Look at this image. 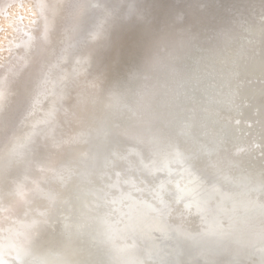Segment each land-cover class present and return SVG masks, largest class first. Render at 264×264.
Returning <instances> with one entry per match:
<instances>
[{
  "label": "water",
  "instance_id": "95a60500",
  "mask_svg": "<svg viewBox=\"0 0 264 264\" xmlns=\"http://www.w3.org/2000/svg\"><path fill=\"white\" fill-rule=\"evenodd\" d=\"M121 2H127V9L121 8L124 4L117 9L104 0L105 8L102 13L96 12L95 21L93 18L83 21L84 37L95 34L96 40L85 43L76 55L73 53L66 59L64 77L47 107L41 129L29 141L17 144L20 158L17 157L16 163L22 168L19 174L17 168L11 173L15 176L13 187L21 190L22 195L17 194L19 201L15 200L9 209L18 205L22 208L23 219L18 225L27 224V230L22 251L14 254L8 250L10 243L15 244L12 235L0 253V264H86L88 255L100 258V262L102 256L110 255L109 259L116 264H264L263 23H255L259 25L255 33H241L235 28L225 37L214 33V37L203 38L210 34L203 32L182 41L185 39L178 37L183 33H175L172 40L168 34H156L157 47L145 61L132 55L127 70L130 67L136 70L133 81L152 86L148 93L159 103L148 110L145 127H175L174 140L169 147L167 143L164 145L167 171L173 168L174 173L168 175L167 183L162 185L161 180L157 183L160 188L158 199L152 202L154 214L142 210L138 193L126 184L128 176L123 169L126 165L116 158L104 164L101 157L109 154L110 147L107 150L106 146H98L97 141L102 140L99 134L83 137L74 149L72 143L64 142L50 149L49 154L39 152L58 127H65L71 106L80 96L89 89L95 90L97 81L106 76L113 79L125 75V71L118 69L107 71L118 52L106 51L100 60L96 59L102 44L99 39L115 24L107 16L114 13L117 19L123 11H129V6L134 11L142 8V0ZM182 3L185 8L189 3H199L197 8L203 16L217 12V18L211 16L212 21L205 28L213 26L218 30L223 27L230 30L232 16L238 10L242 14L245 5L247 8L252 3L258 14L264 10V0H223L222 4L220 0H182ZM223 6L224 14L219 15ZM146 11L148 15V6ZM172 19L177 21V17ZM218 19L224 21L218 24ZM41 38L42 50L45 38ZM180 58L188 64L182 65ZM164 63L171 64L162 68ZM139 65L144 70L137 73ZM27 86L22 84L20 88L19 102L13 108L16 116L23 115L29 104ZM207 129L205 136L202 131ZM111 131L104 135L103 141L117 148L116 143L111 144ZM20 137L17 135V140ZM151 147L146 143L141 156L148 157ZM117 149L125 152L121 147ZM235 168L243 170L233 178L231 171ZM191 187L197 189L194 199L192 196L188 200L183 196L178 199V194L185 197L191 194L185 191ZM176 207L184 210L182 220L170 216ZM3 220L0 218V225ZM196 221L198 227L194 230L183 229ZM18 225L13 226L16 234L21 233ZM53 237L58 238L53 248L49 244L43 247L36 244L42 240L50 242ZM109 262L107 259L106 263Z\"/></svg>",
  "mask_w": 264,
  "mask_h": 264
},
{
  "label": "rangeland",
  "instance_id": "374dc122",
  "mask_svg": "<svg viewBox=\"0 0 264 264\" xmlns=\"http://www.w3.org/2000/svg\"><path fill=\"white\" fill-rule=\"evenodd\" d=\"M109 1L110 0H108V2ZM114 1L115 0L111 1L113 7H119L124 3L127 5V2L123 3L121 2L122 0H117L115 3ZM143 1L144 0H142V8H136L134 11L129 6V11L122 10L123 13L121 16L128 14V18L130 17L132 19L135 18L133 16L142 17L143 13L145 14V12H147L146 7L148 6L150 9V6L155 4L145 1L143 3ZM153 1L156 2V0ZM178 2L180 3L179 0L164 1V9L160 11L156 18L157 24H155V29L159 32L157 35L163 36V34H168V39L172 40L175 33H183V35H179L178 37L181 40L185 39L182 41L188 40L190 35H198L199 33L202 35L203 32L210 33L203 38L214 37V33H218V37H225V35L235 28L236 31L238 30L241 33L247 31H250V33H255V28L259 26L257 24H264V10L261 11V14H258L257 9L255 10L252 8V3H250L247 8L246 5L244 8H242V14L241 11L238 10L232 16L234 17V21L231 20L229 22L230 30H227L224 27L222 30L213 29V26L205 28L208 24H210V21H212L211 16L216 15L217 18V12H214L211 15L203 16V14H199L197 8L199 3L190 4V2L187 8H185L182 0L181 4ZM220 2L222 4L223 0H220ZM125 4L123 7H120L125 9V7H127ZM103 5L104 0H96V2L94 0H0V187L2 186L0 188V205L2 202L6 203L7 199H12L10 203L14 200H17V196L14 195L16 194V191L10 179V177H12L13 180L15 177L11 173L14 168H17L16 172L18 173L22 168L20 164L17 165L16 163L17 157L20 158V156H17L20 154L17 144H20L23 140H25V142L29 141L33 135L41 129L40 126L43 124L47 116V107H49L52 96L59 88V84L64 77L63 74L66 70L64 64L68 62V58L71 57L73 53L75 55L77 54V51H79L78 48L83 49L85 45L84 43H87L86 39H89L88 44H92L95 41V34H87V38L84 37L85 28H83L84 25L82 23L87 19L88 16L89 18H93V16L96 15V12L101 11L102 13L105 8ZM155 8L158 9V6ZM224 8L225 7L223 6L221 11H219L220 8L217 10L219 11V15L224 14ZM262 8H264V6ZM157 9L155 10L157 11ZM239 9H241V7ZM97 17L98 19L100 18L99 16ZM174 17H177V21L172 19ZM216 18L213 17L214 20ZM219 19L217 20L219 21L218 24L224 21ZM23 24H30L31 29L27 34L24 35L23 39L20 40L19 44L15 48H10V52L7 53L6 45L8 44V40L11 38V35L14 32V26L18 25V28H20L23 26ZM215 25H217V23ZM41 37L45 38L42 50ZM194 37L195 36L192 38ZM156 42L158 44L159 41L155 40V43L149 47V52H147L148 56L150 52L154 50L153 48L157 47L155 45ZM40 50L41 55H38V51L40 52ZM35 55H38V57L35 58ZM143 60L145 61V58ZM179 60L182 65L188 64L187 61L183 62L182 58ZM170 64L171 63H164L161 64V67L163 68L165 65ZM140 66L141 65L138 66L137 73L143 72L144 70ZM128 67L129 65H120V69H117L120 70V72L125 71V75L116 78L113 77V79H107L108 85L106 86V92H109L108 97L111 100H108L106 103L101 101L100 103L94 102L90 104L86 102L88 99V93L82 97L80 96L81 98H79L78 102L75 103L76 105L74 104L71 106L70 110L72 113L69 115L68 119L65 120V127H60L61 129L57 128L55 133L57 136L61 130L63 135L61 134L60 137L65 139L67 134H78L82 133L83 131L86 133L90 127H95L97 124H99L102 118H107V120H109L133 114V116L138 119V122L144 126L141 128L145 129V132L141 134L142 137L133 135L135 140L137 138L138 141L141 142L140 146L138 147L137 145L131 146V150L133 149V151L137 154L136 163H139L140 165L137 170H133L135 171L134 177H137V175H142V178H146L148 182L151 183V185L159 183L160 180V184H162V181H164V184L165 182L167 183L166 180L168 179L166 178H168V175L172 172L174 173L173 168H171L170 172H168L169 170L165 162L167 148L165 149L164 145L167 143V146L169 147L170 142L174 140L172 135L174 134L175 127H145L148 124V120L146 118L148 110L158 106L159 103L155 97H151L150 90H152V86L148 88V84L144 81H133L132 78L135 77L136 70L133 71V68L130 67V69L133 71L130 72V69L127 70ZM109 72L113 71L110 70ZM129 73L134 74L132 76V74ZM3 81H5L4 84H2ZM22 84H25L26 86L28 85L26 87L25 94H27L26 97L27 100H29V104H27V109L23 115L16 116V114L13 113V108L17 103L18 98L21 96L19 93H21L20 88L22 87ZM93 98L96 101L104 100L103 98L98 99V97L95 96H93ZM82 111L85 113L82 114ZM249 115L254 117L252 113H249ZM176 128L178 129V127ZM207 132L208 129L202 131L203 135L205 136ZM12 133L14 134L12 135ZM17 135H19V137L21 135L20 140H17ZM2 136L3 138H1ZM53 137L54 135L49 136V140L51 141L47 144L48 146L54 140ZM47 140L48 138L46 141ZM146 143L151 144L152 147L149 149V156L145 157L144 154L142 157L141 154L145 152L144 145ZM200 146L201 144H199V148H201ZM11 149H13V151L10 154ZM7 156L9 157L6 160ZM167 161L171 162V159L167 158ZM81 168L84 169V165L81 166ZM242 170L239 168L233 169L231 171L232 177L234 178L236 174L242 172ZM157 186L159 185L157 184ZM196 190L197 189L191 187V189L185 190L188 193H191L186 196L187 198L184 195L178 194V199H182L184 197L183 199L188 200L191 199V196L194 199V193ZM144 196H146V198L152 202L158 199L157 195L152 192V188H147ZM1 209L2 206L0 208V212ZM21 211H19L20 214L23 213ZM182 211L184 210H182L181 207H176L173 209L170 216L178 220L180 218L183 219L182 217L184 216V212ZM147 212L149 211L147 210ZM175 216H180V218ZM22 219L23 218H21V220ZM24 221H26V219ZM197 222L198 221H196V223H191L190 226H193L194 223L198 226ZM18 223L19 221L15 224L18 225ZM190 226L188 224L184 226L183 229H191L192 227ZM17 229L19 231H23L24 233L27 230V224H22L21 226L18 225ZM15 236L16 235L13 237L14 241L16 240ZM2 242L4 241L2 240ZM10 245L12 246V250H10V252L17 253L14 251V247H16L17 244L15 243L12 245L10 243ZM0 247H3L2 243L0 244ZM16 249L19 248L16 247L15 250ZM1 251L2 249L0 248V252Z\"/></svg>",
  "mask_w": 264,
  "mask_h": 264
},
{
  "label": "bare ground",
  "instance_id": "6f19581e",
  "mask_svg": "<svg viewBox=\"0 0 264 264\" xmlns=\"http://www.w3.org/2000/svg\"><path fill=\"white\" fill-rule=\"evenodd\" d=\"M94 1L96 2V0H94ZM111 1L112 0H110V2ZM115 1H117V0H115ZM115 1H114V3H115ZM164 1H166V0H158V2L156 0V2H154L155 4L150 6L151 8L149 9L150 11H149L148 15H147V12H145V14L143 13L142 17L141 16H133V17H135L134 19L128 18V17H127L128 19H125L124 16L122 17L121 15L118 16L117 19H115L116 17L114 16V14L112 13L113 15H111V13H109L111 15V17L107 16V18H110V20H114L115 24H113V27H110L107 29L111 33L107 32V30H106L105 34L103 35V39L102 38L99 39L100 43H102V44L99 46L98 51L96 52V59L98 58L99 60H100V57H102V53H105L106 51H108V52L112 51L114 53L118 52L117 59L116 60L113 59L111 62L112 64H114V66L112 67V64H111L110 65L111 68L107 69L108 71H110V70L114 71V69L117 70V68L120 69L119 68L120 65H122V66L130 65L131 59L133 58L132 57L133 54L138 55L137 58H140V60H143L145 57H148L147 52H149V47L153 43H155L156 34L159 33L155 29L156 28L155 24H157L156 18L159 15L160 11L162 9H164V7H163ZM157 4L161 5L160 8L158 7V9L155 8L156 6H158ZM119 7L117 6L118 9H119ZM155 9H157V11ZM88 14H91V13H88ZM106 14L108 15L107 12H106ZM104 17H105V14H104ZM87 18H89V16ZM119 18L122 20H120ZM83 19H85V18H83ZM143 19H144V22H143ZM12 20H14V19H12ZM94 21H95V19H94ZM30 24H32V23H30ZM30 24H26V25L23 24V26L20 28H18V25H16L17 27L14 26L15 27V29L13 28L14 32L11 35V38L8 40V44L6 45L7 53L10 52L9 50H11L12 48H15L19 44L20 40L23 39L24 35L29 32V30L31 29ZM80 35H82V34H80ZM96 38H97V36H95V40H96ZM86 44H88V43H86ZM116 66H118V67H116ZM106 77L99 80L100 82L97 81V85H96L95 90L89 89L90 92H87L88 93V95H87L88 99L86 100L87 103H90V104L94 103V102L100 103L101 101H104L106 103L108 100H111L108 97L109 92L108 91L106 92V90H107L106 86L108 85ZM93 96L98 97V99L103 98L104 100L96 101V100H94ZM138 124L141 126V124L138 122V119H136V117H134L133 114L126 115L123 117H119L116 119L113 118V119H109V120H107V118H105V119L102 118V120L100 121L99 124H97L95 127H90V129L86 133H85V131H83L82 133H78V134H76V133L70 134V135L67 134L65 139H62L60 137L61 134L63 135V132L61 130L59 131V134H57V136H56V133H54V137H53L54 140L51 142V144H49V146L47 145L45 147H42V149H40L39 152H41V153L42 152H46V153L48 152L47 154H49L50 149L56 148L58 145L60 146L64 142L72 143L74 145V147H73V149H74V148H76L77 143H80V141L84 140L83 137H88L92 133H97V135L99 134V137H101L102 140L97 141L98 146L99 147L106 146L107 150L110 147V149L108 151L109 154L101 157L102 161H105L104 164L107 165L110 162L109 160H114L116 158L121 165H123V166L126 165V167L123 168L124 173L127 174V176H128V180H126V184L131 187L132 192L135 190V192L138 193V196H137L138 199L137 200L139 202V205H141L142 210L145 212H147V210H148L149 214H154L151 211L153 209V203H152V201L148 200L146 198V196H144V194L146 193L147 188H149V189L152 188V192L157 195L160 186H157V184L151 185V183L148 182V180L146 178H144V177L142 178V175L141 176L137 175V177L136 176L134 177L135 171H133V170L134 169L137 170L140 165H139V163H136V157H137L136 155L137 154H136V152L133 151V149L131 150V146L137 145V147H138V146H140L141 142H139L137 138L135 140L133 135H136V131H137L138 132L137 137H142L141 134H143L145 132L144 128L135 127ZM142 127H144V126L142 125ZM58 128H60V127H58ZM109 130H112L111 132H109L112 134L111 135V140H112L111 144L116 143L117 148L121 147V149L125 150V152L121 151L122 152L121 153L120 150H118L116 147H114V146L111 147L112 145L109 146V144L106 143V141H103L104 135L107 134V132ZM38 155H39V153L37 154V156ZM124 159H125V161L127 160L126 163L122 162ZM11 165H12V163H11ZM88 165H89V163H88ZM85 166L86 165H84V167ZM90 168H95V167L92 166ZM19 173H20V171H19ZM105 176H107V175H105ZM113 176H117V175L113 174ZM98 178H100L99 175H98ZM10 179L12 182V177H10ZM107 180H109V178H107ZM163 182L164 181H162V185H163ZM144 189H146V190H144ZM15 191H16V194H18L19 196L22 195L21 190L17 191L15 188ZM12 194H13V190H12ZM16 194H14V195L17 196L16 198L18 200V195H16ZM11 200L7 199L6 203L2 202L0 205V208H1V206H3L1 209V212H0V218L4 219L3 220L4 224L0 225V239H1L0 244L2 243V246H3L0 248L4 249V246H7L6 244L8 243L9 239H11V236L16 235L15 236L16 240L14 242L17 244L16 247L19 249L15 250L16 247H14V251H16V252L20 251L21 252L22 249L20 247H22L21 245L24 244V238H25L24 233H23V231H21V233L19 232L16 234V230H15V228H13V225L15 223H17L18 221H20L22 218V216L19 212V211H21V209H19L20 208L19 205L17 206L16 209H15V206L13 207L14 209H9L11 207L10 205L15 201L14 200L10 203ZM156 208L157 207H155L154 209H156ZM9 210H10V212H9ZM21 212H24V211H21ZM166 213H163L162 216H165ZM175 217L180 218V216L179 217L175 216ZM180 220H182V219L180 218ZM12 223H14V224H12ZM190 227H192L191 230H193V229L197 228L198 226L194 223L193 226H190ZM2 240L4 242H2ZM19 240H21V241H19ZM57 241H58V238L53 237L50 242L49 241L44 242V240H42L41 242L36 243V244H39L38 246H41V247H43L45 244H49V247L53 248V246L56 245L55 243ZM95 249L91 250L89 253L92 254L93 251H95ZM8 250H12V246L10 244L8 245ZM40 252H41V250H40ZM11 253H14V252H11ZM95 256H96V254H95ZM101 258H102V260H101L102 263L99 261L100 258L96 259L94 257H91V255L90 256L88 255L87 260H86V264H116L113 260L109 259V258H112V256H110V255L102 256ZM107 259L110 261L109 263H106ZM57 261H59V260H57Z\"/></svg>",
  "mask_w": 264,
  "mask_h": 264
}]
</instances>
